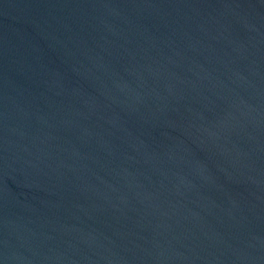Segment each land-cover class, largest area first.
<instances>
[{"label":"water","instance_id":"water-1","mask_svg":"<svg viewBox=\"0 0 264 264\" xmlns=\"http://www.w3.org/2000/svg\"><path fill=\"white\" fill-rule=\"evenodd\" d=\"M0 264H264V0H0Z\"/></svg>","mask_w":264,"mask_h":264}]
</instances>
